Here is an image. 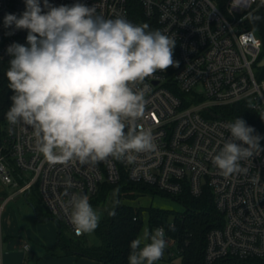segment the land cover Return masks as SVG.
<instances>
[{
    "label": "built area",
    "instance_id": "built-area-1",
    "mask_svg": "<svg viewBox=\"0 0 264 264\" xmlns=\"http://www.w3.org/2000/svg\"><path fill=\"white\" fill-rule=\"evenodd\" d=\"M138 1L144 18L177 41L173 59L179 66L157 71L154 77L146 79L149 90L145 94V118L139 123L152 131L157 150L137 154L132 163L109 157L95 164L76 161L51 165L35 150L30 128L21 132L20 125L8 123L0 157V181L15 190L9 199L38 195L49 215L76 239L85 234H75L63 207L73 193H85L89 201L94 200L103 186L118 185L123 176L175 199L186 195L201 199L210 192L223 225L207 234L204 264L230 258L264 259L261 131L246 123L255 129L253 135L261 137L262 149L259 155L240 162L246 172L225 177L213 163V156L230 137L225 125L231 121L221 118L218 108L248 102L254 111L264 115V82L257 78V68L263 60V41L256 34L260 42L257 47H242L238 40L241 33L250 31L242 29L245 15L259 7L261 0H236L235 8L233 0H228L232 18L221 10L219 0ZM49 2L53 6L80 2L95 6L96 13L105 18L122 16L131 21L130 0ZM24 11V0H0L1 61L12 58L7 54L12 43L26 45L27 30L4 26L5 15L19 17ZM174 226L169 224L171 229ZM159 228L165 231V250L170 259H180L177 241L168 235L166 227Z\"/></svg>",
    "mask_w": 264,
    "mask_h": 264
},
{
    "label": "clouds",
    "instance_id": "clouds-1",
    "mask_svg": "<svg viewBox=\"0 0 264 264\" xmlns=\"http://www.w3.org/2000/svg\"><path fill=\"white\" fill-rule=\"evenodd\" d=\"M24 3L19 17H4L6 28L27 30L26 45L14 42L7 48L12 58L6 77L13 93L7 122L20 125L21 132L30 128L35 150L51 165L95 164L109 157L132 163L137 154L155 152L152 131L139 123L145 118L146 79L179 66L173 59L176 38L122 16L105 18L80 2ZM245 19L254 24L261 17L249 12ZM238 40L242 47L260 43L255 28ZM225 127L230 137L213 163L228 177L246 172L240 162L262 149L261 137L243 118ZM63 207L77 236L98 227L101 217L86 195L73 193ZM166 246L163 228H145L130 243L129 264H155Z\"/></svg>",
    "mask_w": 264,
    "mask_h": 264
},
{
    "label": "trees",
    "instance_id": "trees-1",
    "mask_svg": "<svg viewBox=\"0 0 264 264\" xmlns=\"http://www.w3.org/2000/svg\"><path fill=\"white\" fill-rule=\"evenodd\" d=\"M226 1L219 0V7L223 11H226ZM130 15L132 23L138 25L147 24L149 26L148 30L158 29L156 23L149 22L144 18L138 0H130ZM254 15L260 16L261 19L254 24L246 19L243 26L246 30L250 31L255 28L256 34L263 41L262 59H264V6L256 11ZM8 67L9 61L0 60V126L2 127V145L6 138V129L3 131V126H7L8 124L6 112L11 105L10 97L13 95L8 87L6 77ZM170 73H173V70L170 69ZM257 78L258 81L264 82V68H257ZM217 113L221 118L231 122H234L235 118H243L246 123L255 125L264 137V119H262L264 115L254 111L248 102L232 107L218 108ZM104 190L112 191V194H115L116 198L115 205L109 216L103 219L97 227L102 239V245L97 248H91L80 243H72L68 238L69 236L63 234L65 226L56 222L60 229L57 245L68 254L90 258L103 264H129L130 243L140 235L143 221L138 218L140 214L132 207L121 204V197L129 196L134 192L158 193L159 191L150 186L135 184L126 176H123L122 181L118 185L103 186L101 192ZM176 199L182 200L187 210L184 214L176 217L173 222L175 224L173 229L164 223V213L154 209L148 211L150 224L152 227H166L168 235L177 241L178 249L180 250V254L177 253V258L181 259L180 264H204V248L207 234L213 228L221 227L223 225V218L217 212L210 192H206L201 199H193L187 195L181 199ZM113 212L115 213L114 215L112 214ZM70 236L73 237L72 235ZM81 239L76 240L81 241ZM173 260V258L170 259V261ZM216 264H264V259L239 260L230 258L221 260Z\"/></svg>",
    "mask_w": 264,
    "mask_h": 264
},
{
    "label": "crops",
    "instance_id": "crops-1",
    "mask_svg": "<svg viewBox=\"0 0 264 264\" xmlns=\"http://www.w3.org/2000/svg\"><path fill=\"white\" fill-rule=\"evenodd\" d=\"M7 187L3 188L6 195ZM47 212L38 213L35 204L25 196L0 204V264H103L97 260L68 254L58 247L60 236ZM49 222V223H48ZM30 245L29 251L24 245ZM87 246V245H85ZM88 247V246H87Z\"/></svg>",
    "mask_w": 264,
    "mask_h": 264
},
{
    "label": "rangeland",
    "instance_id": "rangeland-1",
    "mask_svg": "<svg viewBox=\"0 0 264 264\" xmlns=\"http://www.w3.org/2000/svg\"><path fill=\"white\" fill-rule=\"evenodd\" d=\"M228 0L226 1V11H222L229 17L232 18L231 14L229 13V9L227 8ZM264 6V0H261V4L259 7H256L251 11V13H255L259 9H261ZM247 15H245L246 17ZM246 20V19H245ZM244 20V21H245ZM242 29H245L244 26H242ZM246 30V29H245ZM6 125L3 126V131H5ZM6 186L0 181V204L7 200V197L9 198L15 190L12 188L7 187V193L4 195L3 188ZM115 198L116 195L112 194V191L104 190L101 192L98 197L94 200H90L89 203L93 207L94 210L98 212L100 215V221L99 223L109 216L110 212L112 211L114 205H115ZM29 199L32 201L33 204H35L38 213L46 214L47 209L45 205L42 203L40 198L36 196L35 194L29 195ZM20 200L25 202V196H20ZM121 204L127 205L132 207L137 213H139V219H142L143 221V227L140 235H142L143 230L145 228L149 229L151 232L155 228L159 227H152L150 224V216L148 211L151 209L160 211L164 213V223L172 224L176 217H178L181 214H184L186 212V207L183 204L182 200H177L175 198L165 196L164 194H161V192L158 193H148V192H134L129 196H122L121 197ZM53 223V225L56 228V234L58 232L57 224L55 221H50ZM49 223V222H48ZM63 234L65 236H69L68 238L73 243H80L82 245H87L91 248H97L102 245V239L98 232V229L96 228L93 232L87 233L84 235V237L81 239V241H78L71 237V233L68 231L66 227L63 228ZM139 235V236H140ZM180 259L170 261V256L168 252L165 250L163 258L158 260L157 264H180Z\"/></svg>",
    "mask_w": 264,
    "mask_h": 264
},
{
    "label": "water",
    "instance_id": "water-1",
    "mask_svg": "<svg viewBox=\"0 0 264 264\" xmlns=\"http://www.w3.org/2000/svg\"><path fill=\"white\" fill-rule=\"evenodd\" d=\"M260 68H264V59L262 60V62H261V64H260V66H259ZM1 133H2V127L0 126V157H1V155H2V141H1ZM84 195H86L85 193H84Z\"/></svg>",
    "mask_w": 264,
    "mask_h": 264
}]
</instances>
